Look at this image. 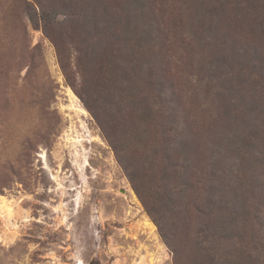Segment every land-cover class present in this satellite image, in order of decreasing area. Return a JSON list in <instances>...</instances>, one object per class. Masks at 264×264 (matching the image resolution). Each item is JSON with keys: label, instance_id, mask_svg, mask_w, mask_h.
<instances>
[{"label": "rangeland", "instance_id": "1", "mask_svg": "<svg viewBox=\"0 0 264 264\" xmlns=\"http://www.w3.org/2000/svg\"><path fill=\"white\" fill-rule=\"evenodd\" d=\"M222 198L263 264L264 0H0V264H205Z\"/></svg>", "mask_w": 264, "mask_h": 264}, {"label": "trees", "instance_id": "2", "mask_svg": "<svg viewBox=\"0 0 264 264\" xmlns=\"http://www.w3.org/2000/svg\"><path fill=\"white\" fill-rule=\"evenodd\" d=\"M43 7V6H42ZM45 14V10L42 8V12L41 13H37V16H42ZM84 14H88V13H84ZM36 16V14H35ZM34 16V17H35ZM33 17V18H34ZM83 18V17H82ZM107 56H111L110 54H105ZM159 119H162V116H160L158 118ZM115 146V145H114ZM117 148V147H116ZM120 162L122 163V165L124 166V168L127 170L128 172V175H129V178L134 186V188L136 189L137 193L140 195V197L142 198L145 206L148 208L150 214L153 215V211H152V207L149 205L148 203V200L146 199L145 197V194L143 193V189H142V185L141 183H139L138 181V173H140L137 169V165H135L134 161H128L127 160V157L124 156L123 158V161H121L120 159ZM215 197V196H213ZM212 197V198H213ZM208 208L205 209V213L206 215L209 217V220H212L213 222H215L217 219L220 220V222L222 223L223 221L225 220H232V219H235L237 220L240 213H237L236 210H233L229 207V203L224 200L223 198L222 199H219L215 202H208ZM243 214V213H241ZM205 215V214H204ZM205 215V216H206ZM230 215H234L233 217L230 216ZM206 216V217H207ZM243 216V215H242ZM207 217V218H208ZM223 223L220 224L219 226L215 227L214 228H210L212 230V233L215 234V236L212 234V245H211V251L208 253V256L205 260V264H214V263H218V264H226V262L228 261L229 258L227 257H224L223 255L220 254L219 252V247L217 245V240L221 239V238H225V237H228V233H230V237H237V238H241L242 235L239 231H235V230H229L227 229L226 227H222ZM205 226V225H203ZM201 231H204L203 229H200ZM210 235H208L209 237ZM253 237L257 238V240H262V238H264V235H262L260 233V231H257L253 234ZM206 239V238H205ZM243 240V238H242ZM202 243V242H200ZM244 248V247H243ZM259 249H262V254H263V257H264V244H261V247ZM258 249V250H259ZM241 255L243 256H248L247 259L245 260V263L244 264H250V261H252L250 258H252L250 252H248L247 254L241 249ZM227 258V260H226ZM263 264H264V259H263Z\"/></svg>", "mask_w": 264, "mask_h": 264}]
</instances>
